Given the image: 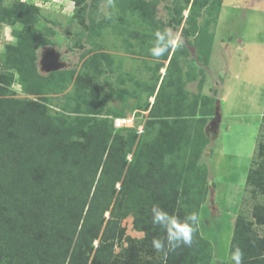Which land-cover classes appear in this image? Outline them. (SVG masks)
<instances>
[{
	"label": "rangeland",
	"instance_id": "1",
	"mask_svg": "<svg viewBox=\"0 0 264 264\" xmlns=\"http://www.w3.org/2000/svg\"><path fill=\"white\" fill-rule=\"evenodd\" d=\"M18 2L32 7L33 20L0 21V72L10 78L9 82L0 81V110L6 109L2 102L10 100H15L19 109L30 105L34 115L43 114L50 128L37 130L38 119L30 125L26 123L32 133L15 125L17 131L7 130L5 144L25 140L30 144L22 143L21 149L34 145L45 156L48 152H58L62 144L80 141L72 130L65 135L62 130L57 133V122H48L47 117L62 111L60 105L68 102V97L84 83L97 84L106 93V103L96 102L87 116L111 125L108 145H118L135 136L114 185L117 192L120 184L133 174L131 171L125 178L129 167L134 172L137 170L133 155L142 135L147 133L152 137L158 123L166 120L150 109L161 78H167L164 88L169 90L167 100L179 98L183 108L196 101L191 128L196 138L189 139L187 152L179 160L183 168L176 170L180 171L177 175L164 168L157 174L160 160L155 158L149 171L141 168L144 176L137 178L134 174L129 184L124 185H129L127 190L133 193L136 202L115 218L113 215L123 200L113 194L98 237L93 240L94 246L102 237L107 220H112L114 235L106 243L111 244L113 254H120L116 258L124 256V264H146L141 257L143 245L147 239L152 242L163 234L156 230L158 226L147 225L152 222L153 204H159L181 217L191 212H197L200 217L192 246L177 249L183 252L177 257L178 264H231L229 248L239 213L245 217V227L255 230L264 247V216L257 221L253 214V204L262 196L258 190L255 194L249 191L250 187L264 186V166H259L264 161V0H207L202 6H194L193 0H143L147 8L145 19L132 11L126 14L124 22L116 18L121 10L115 0H100L85 11L74 0H0V7L6 9ZM77 8L80 10L75 14ZM165 30L178 35L180 44L170 48L165 59L163 56L157 59L149 49L155 33ZM22 34L28 35L27 41L35 35L37 46L32 48L31 42L19 49ZM141 38L150 43L142 51ZM39 40L46 42L38 44ZM46 48L59 53L61 65L52 70L56 71L52 76H48L51 71L43 70L40 65ZM173 53H178L177 60L167 72L166 65ZM21 56L26 61L20 76V67L14 66L13 61H20ZM59 79L67 80L63 88L56 86ZM153 84L155 92L149 94L148 88ZM25 85L30 91L24 90ZM165 100L158 99L156 103L165 109ZM185 117L189 116L182 118ZM11 121L4 125L8 127ZM45 136L49 143L46 141L43 147L39 141ZM11 137L14 139L9 140ZM107 151L97 173L107 165L103 168L105 174L112 177L118 170L107 168L120 163L112 162ZM52 199L47 205L52 204ZM9 205L10 199L1 203L0 225L5 224ZM110 209L114 210L113 214ZM149 209L150 213L144 216ZM207 243L210 246H204ZM147 256L155 258V255ZM195 256L198 259L193 261ZM90 259L86 264H91ZM255 260L247 259L257 264Z\"/></svg>",
	"mask_w": 264,
	"mask_h": 264
},
{
	"label": "trees",
	"instance_id": "2",
	"mask_svg": "<svg viewBox=\"0 0 264 264\" xmlns=\"http://www.w3.org/2000/svg\"><path fill=\"white\" fill-rule=\"evenodd\" d=\"M99 1L91 0L90 3H87V0H74L77 7L83 11L87 6L88 9L93 8L92 6L97 5ZM115 1L121 10L116 17L118 21L124 22L126 14L132 11L141 19H145L147 8L143 4V0ZM206 2L207 0H193L194 6H202ZM24 5V3L18 2L17 5L6 7V9L0 7V21L7 23H14L15 20L22 23L32 22L33 18L30 14L32 7L28 8L29 6ZM78 8L75 10V14L79 12ZM144 35L147 38L151 37L147 34ZM19 36V49L31 42H33L32 48L37 46V43H34L37 38L35 35L28 41V35ZM45 42L39 40L38 44ZM139 43L141 51L145 49V45H150V43L144 42L143 38L139 40ZM167 56L168 52L163 55V58L165 59ZM177 56L178 53L169 56V62L166 65L167 72L172 64L175 66L174 61L177 60ZM20 61H18L19 63L13 61V65L20 67L18 70L21 72V76L24 72L22 66L26 61L24 56H21ZM54 73L56 71H51L48 76H52ZM166 79V77L161 78L156 92L154 91L155 84L148 88L149 94L155 92L151 111L153 110V114H157V116L165 117L166 120L158 123L152 137H149L147 133L142 135L133 155V164L137 170L134 172L129 167L125 178L131 171L133 174L129 176V179H125L127 183L123 181L124 184H129L134 174L136 177L137 175L144 176L145 172L142 173L141 168L149 171V165L155 158L160 160L158 170L156 168L157 174L161 173L164 168L167 172L170 170L177 175L180 171L176 170L183 168L179 160L187 152L185 148L188 149L189 139L196 138L191 131L194 126L192 116L196 114V110H194L196 101L190 102L193 104L189 103L186 109L181 105L182 100L179 98L174 101L167 100L169 90H166L168 88L164 89L168 84H166ZM0 81L9 82L8 74L0 72ZM66 81L59 79L56 86L63 88ZM170 84L175 87L173 83L170 82ZM179 86L180 84H178ZM178 89L176 88L175 91H179ZM24 90L30 91L26 85ZM106 99L105 91L101 90L97 84L92 83H84L76 93L69 96L68 102L66 100L64 104L60 105L62 111L58 110L54 116L51 115L47 119L48 122L52 120L57 122V133L62 130L65 135L68 130H72L78 135L80 141L72 140L71 143L62 144L58 152H48L45 156L42 155V150H37L34 145H27L25 149H21L22 143L30 144L25 140L4 143L7 141L5 137L8 129L12 132L17 131L15 125L24 129L28 127H26V123L30 125L31 121L38 119L35 123L37 130L46 129L48 125L42 118L43 114L34 115L30 105L19 109L15 100L2 102L6 104V109L0 110V151H2L0 152V209L3 208L1 203L6 200L10 199V205L8 206L9 214L5 213L7 215L4 220L5 224L0 225V264H86L90 257L91 264H124V256L117 259L116 257H119L120 254H113L111 244L106 243L107 239L114 235V221L107 220V226L101 233L102 237L99 238L96 246L93 245V240L98 237L104 213L109 209L112 197L119 195L120 200H123L113 215L115 218L120 217L121 212L136 202L132 196L133 193L127 190L129 185L121 183L120 190L117 192L114 188L118 175L125 165L124 157L131 150L135 136L131 135L125 141H120L118 145L115 143L108 145L109 136L113 131L111 125L101 124L87 116L93 110L92 105L96 106V102L98 105H103L106 103ZM158 99H166V102L163 103L166 106L165 109L157 105ZM31 104L33 105V103ZM100 110L98 109V111ZM199 112H203L202 107ZM184 116L189 117L182 118ZM8 120L12 121L6 127L4 123ZM48 128L50 127L48 126ZM28 131L31 132L29 129ZM12 139L14 138H9V140ZM42 140L39 143L43 147L46 141L48 145L49 140L46 139V136ZM106 149H108L107 155L111 157L112 162L120 163L113 168H107L111 171L114 168L115 171L118 170L112 177L105 174L106 170L103 168L107 165L101 168L99 174L97 173ZM169 159H171V163ZM260 162L259 166L263 167L264 161ZM41 174L43 177L40 176ZM256 190L262 196L260 199L257 198L253 204L255 209L253 214L257 216L258 221L260 216H264V186L261 189L249 188L251 194H255ZM51 198H53L52 204L47 205ZM117 200L116 197L115 202L119 201ZM243 201L244 199L242 203ZM121 204L122 206H120ZM112 211L114 210L110 209L111 214H113ZM148 213H150V209L146 210L143 215ZM244 222L245 217L239 213L232 233L229 252L232 253L236 247H239L244 249L242 264H251L247 261L248 258L249 260L256 259L257 264H264L263 240L256 236L255 230L246 228ZM109 224L112 225L108 226ZM147 225L152 227L153 223L148 222ZM249 226L251 227V223ZM156 228L159 232H163L159 226ZM164 235L163 232L160 238H163ZM145 243L141 257L146 264H178L177 257L183 253L177 248L165 257L163 253L154 249L151 241L147 239ZM204 246L210 245L207 243ZM207 250L209 252V248ZM195 253L198 254V252ZM148 254L155 255V258H147ZM194 258L198 259L195 256L193 261ZM230 263L234 264L233 261Z\"/></svg>",
	"mask_w": 264,
	"mask_h": 264
},
{
	"label": "clouds",
	"instance_id": "3",
	"mask_svg": "<svg viewBox=\"0 0 264 264\" xmlns=\"http://www.w3.org/2000/svg\"><path fill=\"white\" fill-rule=\"evenodd\" d=\"M180 37L174 35L170 30L157 31L152 47L149 49L154 58L162 57L170 48L179 46ZM152 223L159 226L164 237H154L152 245L157 252L167 257L168 253L175 251L181 246L191 247L194 235L198 232L200 217L197 212H191L181 217L178 214L170 213L159 204H153L151 208ZM243 250L236 247L231 253L234 264H242Z\"/></svg>",
	"mask_w": 264,
	"mask_h": 264
},
{
	"label": "water",
	"instance_id": "4",
	"mask_svg": "<svg viewBox=\"0 0 264 264\" xmlns=\"http://www.w3.org/2000/svg\"><path fill=\"white\" fill-rule=\"evenodd\" d=\"M40 65L43 70L52 71L60 67L59 53L54 49H45L42 52Z\"/></svg>",
	"mask_w": 264,
	"mask_h": 264
}]
</instances>
